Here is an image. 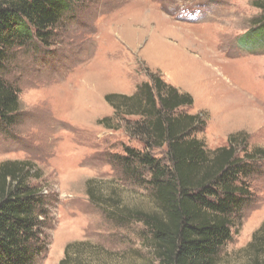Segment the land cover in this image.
Listing matches in <instances>:
<instances>
[{"label": "rangeland", "instance_id": "obj_1", "mask_svg": "<svg viewBox=\"0 0 264 264\" xmlns=\"http://www.w3.org/2000/svg\"><path fill=\"white\" fill-rule=\"evenodd\" d=\"M82 8L65 19L63 40L18 48L0 68L22 105L19 122L0 130V165L31 160L41 169L30 180L49 196L51 228L36 264H58L68 243L86 239L113 252L101 264H158L140 222L116 225L86 194L89 179H115L110 153L143 148L125 121L120 129L98 123L114 113L105 95L133 93L148 69L159 70L193 95L190 112L209 118L198 134L207 149L227 145L238 131L250 134V147L264 148V42L241 38L261 10L252 0H88ZM249 183L253 200L216 264H250L248 244L264 222V166ZM118 184L127 204L152 206L143 187Z\"/></svg>", "mask_w": 264, "mask_h": 264}, {"label": "trees", "instance_id": "obj_2", "mask_svg": "<svg viewBox=\"0 0 264 264\" xmlns=\"http://www.w3.org/2000/svg\"><path fill=\"white\" fill-rule=\"evenodd\" d=\"M87 1L0 0V68L18 48L37 42L51 48L56 39L63 40L65 19L74 18ZM252 5L261 15L241 38L264 42V0ZM147 72L148 80L135 92L106 94L114 113L98 121L108 129H120L125 121L126 133L143 148L123 145L122 154L110 153L116 180L89 179L86 194L116 225L140 222L143 244L158 264H216L235 220L253 200L249 178L263 169L264 148L250 147V134L238 131L227 145L207 149L198 134L209 118L189 111L193 95L166 81L159 70ZM21 114L18 90L0 75V130L13 128ZM41 177L31 160L0 165V264H36L48 247L50 199L30 180ZM119 181L146 189L152 206L127 204ZM249 248L250 264H264V222ZM107 254L113 252L91 239L73 241L58 264H101Z\"/></svg>", "mask_w": 264, "mask_h": 264}]
</instances>
